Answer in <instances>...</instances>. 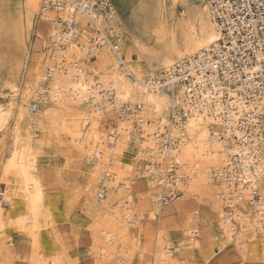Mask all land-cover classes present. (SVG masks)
<instances>
[{
  "label": "bare ground",
  "instance_id": "1",
  "mask_svg": "<svg viewBox=\"0 0 264 264\" xmlns=\"http://www.w3.org/2000/svg\"><path fill=\"white\" fill-rule=\"evenodd\" d=\"M51 1L0 2V32L11 49L4 56L8 70L0 72V184L7 188L14 215L7 221L0 201V235L11 228L28 239L31 261L63 264L67 248L56 233L59 216L51 208L61 200L55 203L46 194L42 174L48 151L59 150L68 165L83 172L82 189L73 193L72 202L80 204L84 221L92 223L98 264H144L155 220L159 227L149 264H189L197 251L203 254L226 240L219 251L234 245L240 255L227 253L223 259L264 264V147L256 149L240 127L233 128L246 141L240 149L223 138L232 131L227 132L226 121L242 119L243 103L218 102L211 118L190 108L185 89L156 84L163 70L171 71L180 60L221 39L207 2L149 0L140 23L145 42L134 29L126 55L124 41L117 50L112 41L95 36L93 28L101 21L95 13L82 14ZM180 2L187 11L179 15L175 8ZM114 14L124 37L115 4ZM93 38L101 46L89 61L86 50L96 48ZM134 50L143 54L138 60ZM33 100L40 102L36 111L28 108ZM126 106L131 108L121 112ZM110 120L116 126L106 134L103 127ZM236 150L242 155L238 181L223 177L229 153ZM142 182L145 191L136 197L134 188ZM253 191L261 196L256 205L251 203ZM227 205L235 210L226 213ZM167 223L181 224L175 229L180 239L167 236ZM43 230L57 234L49 247L42 242ZM1 244L9 258V249ZM52 246L61 251L54 250L56 256L46 260ZM9 259L0 264H11Z\"/></svg>",
  "mask_w": 264,
  "mask_h": 264
},
{
  "label": "built area",
  "instance_id": "2",
  "mask_svg": "<svg viewBox=\"0 0 264 264\" xmlns=\"http://www.w3.org/2000/svg\"><path fill=\"white\" fill-rule=\"evenodd\" d=\"M205 1L222 32L221 39L218 40L216 45L213 44L210 49H206L203 53L196 54L190 59L180 60L171 71L163 70L159 76L160 80L156 84L169 89L173 87L185 89L190 96V108L206 111V115L211 118L216 116L217 106L221 104L224 106L227 100L242 102L244 106L241 113L242 119L234 123L232 120V123L226 121L227 132L232 131L228 136L229 138H223L231 142L230 147L235 144L240 149L243 144H246V141L233 133L234 127H240L244 131L246 140L256 144V149L263 148L264 0ZM51 3L60 7L72 6L76 11L78 10L86 15L95 13V16L101 19L99 26L93 28L95 36L112 41L117 50L121 40L124 41V33L118 31L115 24L113 0H52ZM76 24V22H73L72 26L76 27ZM63 25H67V23L64 22ZM91 43H95L96 48L90 47L86 50V55L90 57L87 58L89 61L96 58V49L101 46L94 38ZM46 81H48L47 76L44 77L42 82L45 83L42 84L45 87ZM218 102L221 104H217ZM39 107L40 102L38 100L30 101L28 104V108L33 111H36ZM130 108L126 106L121 112H125ZM178 114L181 115V112ZM176 118L181 120L180 116H176ZM223 130L226 131L224 127ZM163 146L169 147L170 143H164L163 141ZM240 155L241 153L238 150L229 153L230 162L223 175L225 179L229 176L237 181L240 180L238 176L242 162V155ZM229 172L232 176L229 175ZM161 179L164 180V178ZM253 196L254 201L252 200L251 203L256 205V203H259L261 196L257 191H253ZM228 197L232 198L230 193ZM226 210V213H229L235 209L227 205ZM237 210L241 211V206ZM236 228V231H240L239 226H236ZM253 230H255L257 237L262 235L259 234L257 225H254ZM217 232L223 233L222 229L217 230Z\"/></svg>",
  "mask_w": 264,
  "mask_h": 264
},
{
  "label": "rangeland",
  "instance_id": "3",
  "mask_svg": "<svg viewBox=\"0 0 264 264\" xmlns=\"http://www.w3.org/2000/svg\"><path fill=\"white\" fill-rule=\"evenodd\" d=\"M2 0H0L1 2ZM116 11H117V19L121 22L123 25V28L125 32L124 36V42H125V52L127 55V47L131 45L132 41V31L134 29H137L140 39L145 42V35L142 34V24L141 18L143 17L144 13V6H149V0H147L145 3H142L144 0H113ZM148 3V5H147ZM5 5V4H4ZM1 6V5H0ZM151 6V4H150ZM3 7V6H2ZM184 7V8H183ZM148 8V7H147ZM177 14H183L187 11L185 5H183L181 2L177 4L175 8ZM139 26V27H138ZM123 30V29H122ZM35 35V34H33ZM4 37L2 36V33L0 32V72H3L5 70H8L9 64H6L4 56L8 54V51L11 49L9 48V45L4 41ZM37 41V36H34L33 39V47H32V53H34V44ZM153 46V42H149V47ZM139 53V54H138ZM138 55V56H137ZM140 50H134L133 51V58L136 60L139 59L140 56H142ZM111 124H106L104 126V130L106 134L111 133L113 127L116 126L114 121H111ZM2 138V137H0ZM42 166L44 168V182L46 187V194L48 196H52L55 198V203H57V200L60 198L61 201L59 205L52 206V211L55 213V215H58L59 217H55L57 222V234L61 236V239L63 240V243L65 245V248H67L66 258L64 254L62 256L66 259L63 260L64 263L74 262L77 264H98V261L96 262L97 256L94 254V245H95V238L91 235L92 234V223L87 221H84L83 218V211L81 209L80 204H77L76 202H72V199L76 196H72L75 194H78L82 189V170H78L75 168H72L70 165H68V162L65 161L64 155L59 150H50L46 154V157L44 158V161L42 163ZM81 178V179H80ZM145 184L139 183L136 188H134L137 192H135L136 197L140 195V193H144L145 190H141V187ZM79 188L78 191H76ZM139 188V189H138ZM147 189V188H146ZM75 190V192H74ZM75 193V194H73ZM8 194L7 188L4 184H0V201L3 207V211L5 215L8 216H14L10 214L11 206L10 201L7 197H5ZM179 196L178 198H180ZM177 198V199H178ZM193 198V197H192ZM192 202H197L196 200L192 199ZM177 199H175L173 202H175ZM72 202L74 205H72ZM172 202V203H173ZM197 204V203H196ZM72 209V210H71ZM10 220L11 217H8ZM15 219V218H13ZM12 220V219H11ZM158 221L153 222V241L151 244V249L147 252V261H144V264H149L152 259L153 254V248H154V237L156 236V232L158 229ZM88 224V226H87ZM91 224V225H90ZM174 224V225H173ZM175 225L177 227H175ZM181 224H175V223H167L166 225H163L167 231V236H169L171 239H180V236H177L176 233H178L175 229L179 228ZM162 226V228H163ZM174 226V227H172ZM91 229V230H90ZM174 229V230H172ZM217 232V231H216ZM57 234H51L50 230H43L41 234L42 242L49 247L48 242L54 241L53 236H56ZM180 235V234H179ZM200 236V235H199ZM152 239V238H151ZM150 239V241H151ZM12 240L9 245L8 241ZM1 242L5 243L6 248L9 249V258L6 256H3V249ZM93 244V245H92ZM143 246H147L146 239H142ZM55 246V244H54ZM52 248H49L48 250L51 252H47L46 254V260L51 259V257L56 256L54 254L55 251H58L60 253L61 248H57L56 250ZM31 245L28 242V239H25L24 236L16 234L15 231L11 230V228H8L4 231L3 235H0V262L2 263L4 260H10L9 262L11 264H44L39 263L35 261H31L30 257V251H31ZM234 245L228 246L226 249H224L223 252L216 251V256L212 255L213 250H216L215 248H211L208 250V252L205 253H198L196 254V257L194 261L192 260L189 264H197L199 262H205V259L209 257V261L206 264H242L243 260L238 257L234 259L235 255L239 256L237 252L234 251ZM51 249V250H50ZM55 250V251H54ZM152 251V254H151ZM233 252V253H232ZM2 253V254H1ZM6 253V254H7ZM53 253V254H52ZM56 253V252H55ZM232 254L231 259H223L225 254ZM235 254V255H234ZM13 255V256H12ZM213 256V257H212ZM13 260H12V259ZM48 258V259H47ZM15 259V260H14ZM69 260V261H68ZM149 260V261H148ZM221 260V261H220ZM231 260V261H230ZM246 264H253L252 262H246ZM259 264V263H258Z\"/></svg>",
  "mask_w": 264,
  "mask_h": 264
},
{
  "label": "snow or ice",
  "instance_id": "4",
  "mask_svg": "<svg viewBox=\"0 0 264 264\" xmlns=\"http://www.w3.org/2000/svg\"><path fill=\"white\" fill-rule=\"evenodd\" d=\"M227 244H228V241H227V240L224 241V244H223V245H221V244H217V245H216V250L219 251L222 247L226 246Z\"/></svg>",
  "mask_w": 264,
  "mask_h": 264
}]
</instances>
